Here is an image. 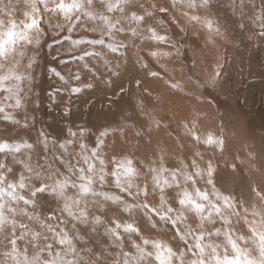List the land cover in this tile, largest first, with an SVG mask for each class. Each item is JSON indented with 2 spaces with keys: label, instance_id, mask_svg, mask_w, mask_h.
<instances>
[{
  "label": "clouds",
  "instance_id": "9594fccd",
  "mask_svg": "<svg viewBox=\"0 0 264 264\" xmlns=\"http://www.w3.org/2000/svg\"><path fill=\"white\" fill-rule=\"evenodd\" d=\"M257 43L264 0H0V264H264Z\"/></svg>",
  "mask_w": 264,
  "mask_h": 264
},
{
  "label": "rangeland",
  "instance_id": "374dc122",
  "mask_svg": "<svg viewBox=\"0 0 264 264\" xmlns=\"http://www.w3.org/2000/svg\"><path fill=\"white\" fill-rule=\"evenodd\" d=\"M259 55H264V43L254 44L248 50L246 63L238 69L234 68L229 83L237 89V95L228 101L234 109L238 107L246 114L254 112L257 122L264 119V96L261 94L264 90V65L257 61ZM236 71L240 75H236Z\"/></svg>",
  "mask_w": 264,
  "mask_h": 264
},
{
  "label": "snow or ice",
  "instance_id": "6c2138e0",
  "mask_svg": "<svg viewBox=\"0 0 264 264\" xmlns=\"http://www.w3.org/2000/svg\"><path fill=\"white\" fill-rule=\"evenodd\" d=\"M117 3H119V0H117ZM69 9L72 7V5H68L67 6ZM163 264V262H162ZM192 264H204V262L201 260V261H193Z\"/></svg>",
  "mask_w": 264,
  "mask_h": 264
}]
</instances>
